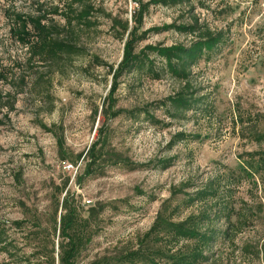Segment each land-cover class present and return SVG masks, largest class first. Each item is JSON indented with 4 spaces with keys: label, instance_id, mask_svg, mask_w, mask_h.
Instances as JSON below:
<instances>
[{
    "label": "rangeland",
    "instance_id": "rangeland-1",
    "mask_svg": "<svg viewBox=\"0 0 264 264\" xmlns=\"http://www.w3.org/2000/svg\"><path fill=\"white\" fill-rule=\"evenodd\" d=\"M93 4L90 24L76 20L70 26L68 16L79 9L74 0H0V93L13 106L4 109L0 128V264H49L53 248L57 256L61 239L54 220L66 184L82 218L90 221L77 264H90L137 248L167 200L176 205L183 192L209 179L227 191L221 204L234 207L236 215L231 240L219 238L203 264H264V170L251 172L247 165L264 149L253 141V133L264 130V0H194L191 6L152 7L145 16L143 30L196 18L226 35L221 49L192 70L198 96H205L201 106L209 112L179 119L156 108L181 87L169 75L161 80L125 75L110 97L138 5ZM17 14H45L79 53L33 59L14 34ZM192 39L175 31L150 34L137 51L189 45ZM157 58L151 55L160 67ZM148 106L163 125L146 121L144 113L134 112L137 119L127 113ZM119 109L126 113L114 118ZM179 132L198 139L169 147ZM96 143L103 159L97 174L86 176L87 154ZM168 159L172 166L162 169L161 161ZM67 164L75 169L67 170ZM225 223L217 226L227 228Z\"/></svg>",
    "mask_w": 264,
    "mask_h": 264
},
{
    "label": "trees",
    "instance_id": "trees-1",
    "mask_svg": "<svg viewBox=\"0 0 264 264\" xmlns=\"http://www.w3.org/2000/svg\"><path fill=\"white\" fill-rule=\"evenodd\" d=\"M34 1L39 2V0ZM94 1L74 0L79 4V9L74 12L76 14L74 18L68 16V25H73L76 20L90 24L89 18L94 11ZM133 1L138 5L134 14L135 26L129 33L125 42L123 58L114 72L110 97L116 91L118 79L125 75L141 73L152 80H161L169 75L179 81L181 87L172 96L159 102L156 106L157 109H163L172 119H179L198 110L209 112V108L201 106L204 104L205 96H198L199 91L192 83V70L202 59H209L212 53L221 49L225 43L224 32H215L208 26H201L196 18L190 23H171L143 30L144 18L152 7L191 6L194 0ZM13 21L14 34L24 45H28L33 59L40 57L46 61L56 60L59 55L79 53L75 45L63 41L55 26L47 23L48 17L45 14L40 16L17 14ZM169 31L193 36V39L189 45H147L137 51L139 44L146 41L150 34ZM151 55L161 60L160 67L156 66L155 59H151ZM5 100L6 97L0 93V128L4 125V109L6 108L8 111L13 109L12 105L7 106L4 103ZM151 107L127 113L135 119L139 116H135L134 112L139 115L144 113L146 121L155 126L163 125L161 120L152 113L155 108ZM124 113H126L124 110L119 109L112 116L117 118ZM253 135V141L264 147V130L255 131ZM192 137L198 139L196 136L179 132L172 138L169 147H174ZM98 144H94L91 152L87 154L89 162L85 169L86 176L96 175L99 169L97 164L103 159V148L97 150ZM61 146L63 148V144ZM251 156L254 162L247 164L248 169L250 171L251 169L264 170V149ZM254 156L259 157L255 158ZM161 163L162 169L172 166L171 159L163 160ZM66 189L67 184L60 190V193H65V196L62 201H57L54 220V234L56 235L59 230L61 239L59 251L56 256L55 248H53L49 264H57V261L58 264H77L87 242L86 231L90 221L82 218ZM192 189V192H183L184 198L176 205L171 203L173 199L165 202L152 227L139 238L137 248L130 249L116 258H104L90 264H203L210 262L212 245L219 238L231 240L229 230L235 226L232 221L236 213L234 207L221 204L224 197H227V191L221 192L222 188L218 180L209 179ZM196 207L199 209L197 212L183 218V213ZM59 209H61L60 216H58ZM220 221H225L228 224L227 228L218 227ZM16 225H23V221L16 222ZM0 243H4L1 231ZM2 250L7 254L10 253L7 246H4Z\"/></svg>",
    "mask_w": 264,
    "mask_h": 264
},
{
    "label": "built area",
    "instance_id": "built-area-1",
    "mask_svg": "<svg viewBox=\"0 0 264 264\" xmlns=\"http://www.w3.org/2000/svg\"><path fill=\"white\" fill-rule=\"evenodd\" d=\"M66 169L71 171V170H74L75 167L73 165L67 164Z\"/></svg>",
    "mask_w": 264,
    "mask_h": 264
}]
</instances>
